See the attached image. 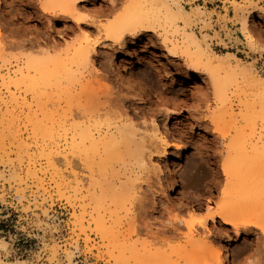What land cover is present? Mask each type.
<instances>
[{
    "label": "rangeland",
    "instance_id": "1",
    "mask_svg": "<svg viewBox=\"0 0 264 264\" xmlns=\"http://www.w3.org/2000/svg\"><path fill=\"white\" fill-rule=\"evenodd\" d=\"M42 1L43 0H0V41H2V43L6 41L3 43V45L5 44L7 48L6 49L2 47L3 49H0L2 51H0V56L3 57V55H5L4 58H8V62L10 61V63L14 67H16L18 63L22 62L24 55H26L25 53L28 49L23 46H26V41L30 39V36L31 38H34L36 35V39H38L39 37V39L41 38L43 40V33H45V31L47 30L51 34V39L54 40L56 38L55 40H59V32L63 31V28L72 26L73 24L67 23V25H65V23L55 22L52 28H48L52 23L48 24V21L38 18L37 14H34L35 10L40 9V3ZM131 1L135 0H95L91 3H83L80 5V7L82 6L83 10L87 12L86 14L97 17L100 24L106 25L113 22L114 19L116 20L117 17L123 16L126 9H128V5L130 6ZM138 1H144L142 3L148 2L147 5L143 6L144 8H147V6L149 7L148 9L153 8L151 6H153L152 1L154 0ZM179 1H181L183 10L185 9L186 12H189L190 15H188L190 16V20L194 22L193 25V22L190 21V23L192 22V25L189 24L190 26L187 28L188 32H192L191 30H193L192 33L196 34L200 38L205 37V35V38H207L208 36L207 40L208 42H210L209 46L212 52L211 54H214V58L218 59L220 57V60L222 59L225 61H228L229 58L231 59L229 61L233 62L234 64H236V62L239 63L242 68L245 67L246 69L251 70L253 72V75L257 74L258 76H256L264 81V0ZM149 2L151 3V6H149ZM131 7L132 6H130V8ZM39 14H41V12L39 13L38 10V15ZM245 16H247L248 21V32L252 36L249 40L251 43L248 42V39L245 36V30L242 23ZM179 25L182 26L185 24H183L182 21H179L178 26ZM31 26L36 31H34L36 34L34 32L32 33L34 36L31 35L29 31H27L29 28H32ZM76 31L74 32L76 33L74 34L75 36L72 33V36H74V38L71 36V34L69 35L72 37L70 39L69 36H66L67 41L70 44L74 43V45H76L80 40V37L82 35L81 32L83 31ZM26 34H29V38L26 36ZM76 37L78 38V40H76L75 42V39H77ZM68 39L70 41H72L73 39V42L71 43ZM22 40H25V43H21ZM6 43L8 44V46ZM108 44L110 43L108 42ZM20 46L25 50H22L23 48L21 49ZM229 54H233L238 59L235 60L231 58V55ZM94 57V59H92L93 61H91V63H88L89 65L87 64L83 66V68L85 67V69H82V66H80V68L77 69L79 70V72L76 70L75 77L78 79V81L80 80V82H77V79L75 78V82L73 81L75 84H73V86L70 84L69 91L72 88L71 93L76 94V91L80 89V84H83L85 81L91 82L92 80L94 82L92 86L94 85L97 89L100 87V89L98 90H102L103 88L107 87L106 90H103L107 91L106 94L111 97L109 98L110 101L107 105V108L103 107L104 109H102L101 107L100 112H98L101 118L104 119L106 115L109 116V112L111 111L113 113H118L119 115L121 114L122 117L127 116L129 118L131 116L130 118L134 119L136 126H139L138 128H140L138 130L139 133L145 131L149 132L150 127H152L149 125H151L152 121L154 120L155 123L153 125H157L163 134H167L168 139H170L171 142V147L168 148L165 156H161L157 153H155V155L153 153L150 161L151 163H154V165H147L144 168L145 170L143 169L144 171L140 170L139 168V170L137 169L135 165L136 160H133L135 157L132 158V154L128 157V154L131 153L130 149H127L122 145L117 147L116 152L110 155L109 158H106V160L105 158L102 159V161H104L103 163L101 162L100 154H93L92 158L89 159L91 163L87 160H83V158L80 159V157L78 156L71 155V151L67 148L70 145L69 142L71 141L70 134L72 132L73 125L78 123V121H81V118H79L80 116H78L77 114L78 111L76 110L75 104H73L75 103L73 100L75 98V95H73L74 98L72 97L73 99L71 101L73 102V105L71 104L70 106L71 110H76H73L74 113H72L71 110H67L70 108L67 107L68 104L65 107V105L63 104L64 102L62 103L63 107L65 108L64 110H60L59 108H57L59 106L53 102H51V104H54L55 106H52L49 103L50 101L47 102L46 105L42 106L44 107L42 108V111L46 109V117L50 115L52 116V114L49 113L56 112L54 111L55 109H57L58 111L57 116L60 117L65 110L68 111H65V116L64 118L62 117L63 120L67 122H65V124L66 128H68L66 144L63 140L64 138H62L63 136L61 137V139L57 140V142L59 144V147L61 146L59 150L62 151L65 148L64 150L68 151L66 153L70 158L71 165H73V170L66 169V167H64L65 163L63 164L64 160H62L60 156H54L56 167L53 166L47 168L44 157L41 156L38 151V147H40L41 141L36 142L34 146L35 141L30 138L31 136L29 135L30 132L28 130L29 119L27 120V118L32 116L31 112H35L34 114H37L39 112L35 121L43 119L42 114L43 116H45L44 111L40 114L39 109L41 107L39 106V108L37 106L33 107V109L36 108L35 111H30L29 109H27L29 102L25 103L24 100L21 99V97L23 96V99L25 98V100L28 101V99H30V95L28 93L25 94L24 90H19V93L16 92V97L18 94H20V96L18 95V102H10V104H8V106L6 107L3 102L4 100H9L10 97L8 94L2 91L0 93V119H3V121L0 120L2 122L0 123V264H127L125 262V258L122 256L123 249H126V253L124 254L131 257V259H129L130 261L128 260V263L138 264V258L144 256V254L147 255V251L149 252L147 248L151 247L150 252L154 251V248H157L158 250L156 249V252H158L161 248L164 249L166 247V242L164 243L163 241H161V239L163 238L161 237L162 235H159L160 238L158 237L157 239L160 240L158 241L155 239L152 233L163 230V226L165 225L164 223L167 222L168 219L171 218V220H174L175 218L173 217L175 216L176 218H178V220L181 219L183 221H186L184 219H188L187 211L189 210V207H204L210 200L211 202H214V205L218 204V202H220V200L218 201V199L221 198L220 196L222 188L224 187V185L225 187H227V184L229 185V180L226 178L222 170V164L223 161L226 158L228 159V157L230 156L226 157L227 155L224 148L225 145L223 146V144H220L219 141L221 133L214 128L215 126L213 122L211 121V119H209L212 114V110H214V112L217 111V105L213 104L214 95L212 93V83L210 81L209 75L205 74L202 70L195 71L191 69L182 58H175L171 56V54L165 51V47L162 44L161 40L154 33H145L136 38L128 37L121 46L112 44L107 45L106 43L103 45V47L101 46L97 49V54L96 56L94 55ZM109 57H111L110 59L113 60L111 61L112 63H110L111 68L108 64ZM232 59L234 61H232ZM99 62L101 63L99 64ZM114 63L116 65H114ZM91 64L93 67L91 66ZM95 64L96 66H94ZM96 67H98V72ZM91 68L94 72H92V75L90 76ZM80 71H82L81 74H83L84 72V78L83 75L81 77H79L80 75L78 76V73H80ZM126 71L136 73L135 75L137 77H140V80L142 79L147 84V86L151 89L152 93H154L155 96L149 97L144 95V97H142L143 95L141 94L140 96L139 93L141 92H139L136 87H134L135 92H133L134 84L131 83L130 85V82H128L129 80L125 76ZM99 73L101 76H98ZM184 74H193L194 77L191 80L187 81V83H183V78L185 76ZM92 76L93 78H91ZM97 77H99L97 81H101L100 86L97 85V81H95L96 79L94 80V78ZM76 82L79 84H76ZM99 83L100 82L98 81V84ZM128 83L129 86H127ZM130 88L132 90H130ZM90 89H93V87L90 86L88 90L91 91ZM97 89L94 90L96 91ZM109 92L111 94H109ZM68 95L69 94H67V96ZM117 96L125 99L124 102H118L116 100L118 98ZM157 96L159 99L157 98ZM3 98L4 100H1ZM66 98L67 97L64 96L62 101H64V99ZM142 98L150 99V103L152 102L154 105V107L152 106V109L159 108L161 109V111H164V115L155 117L154 115L149 114L147 111L150 105L145 102L146 99L142 100ZM24 103L26 106L23 105ZM46 106H48V109H50L52 106L51 110L45 108ZM110 107L112 110L109 109ZM165 108L167 109L164 110ZM94 110L97 109L95 108ZM136 111L141 112L139 118L134 116L135 113H138ZM101 112H103V114L105 115H103ZM100 113L103 115V117ZM144 113L146 116L143 115ZM68 114H70L71 117ZM118 114L114 115L117 116ZM67 115L68 117H66ZM51 116L48 118L51 119ZM110 116L106 117L107 119H104L102 121L113 122L115 116L111 118ZM147 116L149 118H147ZM118 117L119 116H117L114 121H116ZM48 118H46V120L44 118L41 121L43 123L46 122L45 124H50L49 121H51L52 119L48 121ZM74 118L78 121H75ZM69 121L71 122V124H74L70 126ZM141 127L144 130H142ZM61 132L63 133V130ZM18 140H24L25 142L29 143V145L32 146L33 150L29 151L28 154H26L27 152H25L23 149L21 150L18 146ZM16 141L18 142V144ZM36 145L39 146L36 147ZM28 157L31 159H29ZM99 158L100 160H98ZM28 160L33 161V164L36 163L32 166H35V168H40V170H42V173H40V170L37 169L39 170L38 177L30 178V176H32L30 175L28 176L29 179L27 178L26 168H28L29 165ZM98 161L101 162V165ZM95 164H98L99 167H97V165L95 166ZM159 164L160 166H158ZM150 166V170L152 172L148 169L150 168ZM94 167H96L97 169ZM129 167L131 168L129 169ZM158 167L159 170L163 169L160 171V174H158ZM90 168L94 171V174L92 173V170ZM99 168L100 170H98ZM101 168H103V170ZM114 169L116 172H114ZM154 169L155 172L153 171ZM133 170L139 171V175H136L137 177L139 176V180L137 181L139 185L141 184V186H139L137 182L135 183L139 187L138 192L142 195L138 194V198L141 196V201L146 200L148 203H150V205H146V213L139 212V202L137 201H135L136 206L134 208H131L129 202H126L125 204L126 196L124 197L123 193L126 192L125 195H129V193H127L128 190H126L125 188L121 190V187L124 186L123 183L125 185L130 184L131 180L129 179L135 177L134 173H131L133 172ZM146 170H149L150 172L148 171L147 173ZM72 172L78 177L77 181H79V184L76 182L74 176L71 175ZM143 172H145L147 175ZM122 174L125 175L122 176ZM18 175H20L21 178L24 179L23 183L19 182V177L15 178V176ZM104 175L106 178L104 177ZM25 176L27 179H25ZM116 177L118 179H114ZM144 177H146V179H144ZM157 177H159V179ZM142 179L144 180V182ZM37 180H40L41 183H39V181ZM106 180L112 181L110 184L108 183V185H110L111 191L108 190L109 188H107L108 185ZM117 180H119V184ZM124 180H127L125 181L126 183L123 182ZM81 181L83 185L81 184ZM100 181L103 182L101 183ZM88 182L90 183L88 184ZM111 185L114 187H112ZM116 185H119L120 188ZM83 187L85 188L83 189ZM111 187L113 189L117 188L114 191L119 192L115 193ZM186 187L187 189H185ZM214 187H218L217 195H215V198L214 196H209L211 189ZM88 190H90L92 194L90 193V191L88 192ZM98 190H101L103 193L105 192L106 195L102 194L101 192L99 193ZM99 194L110 198L106 199L104 197L105 199H101L106 201V203L108 204V206H106V203L102 201L103 208L109 209H104L103 211L102 205L100 204L101 202L98 198ZM117 194L120 196H117ZM34 195L36 196L33 197ZM81 197H84L83 200ZM117 197H121V199L119 198L120 201ZM151 199L155 202V204L154 202H151ZM116 200L118 201V203ZM110 202L111 204H109ZM123 203L125 204V207H127V209L124 208V206L121 207L122 205H124ZM168 204H171L172 206H170L172 208ZM185 204L186 206H184ZM82 206L84 207V210L83 208L81 209ZM160 207H162V214L157 210L155 211V209H160ZM165 207H167L168 209ZM98 208L102 209L99 210L100 214H105L104 216L102 214V219L107 218V223L103 221L105 224H103V227L105 228L108 225V228H106V230H108L110 228L109 225H112V229L115 230L113 231L112 235L116 233V230L120 231L118 232L119 234H117V237L114 238V240L113 237L109 238L108 235L104 236V238H107L103 239L96 231V229L99 228L98 226L101 225L100 222L99 225L96 223L94 224V222H96V220H94L95 217L100 218L101 220V215L94 216L95 214L98 215V211L96 213L94 212L96 211V209L98 210ZM112 209L115 211H113ZM123 209H125V211ZM107 210H111L109 212L112 213V216L115 218V222L112 221L113 217H110V215H108L109 213ZM118 210L121 212H119ZM127 210H129L128 213H126ZM168 211H170L171 213ZM81 213H84V219H81L83 221L84 228L87 227L86 234L81 232L79 225V220L81 221ZM159 213L160 215H158ZM203 214L206 215L205 212H202V215ZM202 215H200V218H202ZM121 216H123V218ZM134 216L137 217L135 218ZM149 217L152 220H150ZM129 218H131V220L133 219L135 222L130 221ZM145 219L148 220V222ZM158 220L160 222H157ZM217 221H219V219ZM128 222H133V226L130 225L131 223L127 224ZM152 222L158 223L157 227L155 226L157 224H153L156 229L153 227ZM95 225L98 228H96ZM137 225L139 227L141 225L142 226L141 228H138ZM127 226L131 229L128 230ZM147 226H149L150 228ZM214 226L210 224L211 230L215 228L213 230L215 231V235V233L217 234L220 231L218 230L220 229V227L219 225H216L217 227ZM184 228L185 224H183L181 228L179 227L180 232L184 233V231L186 230V228ZM133 229L135 230L134 232H132ZM140 229H142V231L144 230V232H140ZM138 230L140 235L138 234ZM149 231L151 232L149 233ZM144 233L145 235H149L143 236ZM88 236L89 239L88 242H86L87 240L85 241V239H87ZM169 236L170 234L166 235L167 238ZM230 238L233 241L230 242L229 250L232 256L234 255V264H264V236L260 235L259 233H252L248 234L246 237L245 235L236 237L234 233H230ZM144 240L146 241L144 242ZM154 240L156 242L158 241V243H162L160 248L158 244L154 242ZM108 241L110 245L108 244ZM142 243L143 245L147 244V246H142ZM154 243L155 246L157 245L156 247L153 245ZM131 247H133V250H137V255L141 254L139 255L140 257L136 256V254H134L135 251L133 252L132 249V254L130 256V253L128 252ZM143 247H146V250ZM167 247L169 248V250ZM167 247L164 250L168 252L171 249L169 246ZM118 249L119 251H121L122 249L120 254L119 251H117ZM138 250L141 253H138ZM161 250L160 252H158V254L163 253H161ZM156 252L154 253L156 254ZM164 253L162 255H164ZM125 257L127 258V256ZM182 263L183 262L181 261L180 264Z\"/></svg>",
    "mask_w": 264,
    "mask_h": 264
},
{
    "label": "bare ground",
    "instance_id": "2",
    "mask_svg": "<svg viewBox=\"0 0 264 264\" xmlns=\"http://www.w3.org/2000/svg\"><path fill=\"white\" fill-rule=\"evenodd\" d=\"M93 1H95V0H43L40 3V9H38V10H39V13L41 12V14L38 15V10H35L34 14L35 15L37 14L38 18L45 19L46 21H48L49 22L48 24L52 23V24H50V26L48 28H52L54 26L55 22L65 23V25H67V23H70V24L73 23V24H72V26H67L66 28H63L64 30L59 32V36H58L60 38L59 40H55L56 38L54 40L51 39L50 38L51 34L46 29H44L47 32L45 31V33H43V36H44L43 40L41 38H40L41 39L40 40L39 37H38V39H36L37 38L36 35L34 38H31V36H30V39H28L26 41L27 42V44H25L26 46H23V47L28 49L27 52L25 53L26 55H24L22 62H20V63L17 62L18 63L17 65L15 64L16 67H14L10 63V61L8 62V60H9L8 58H6L7 60L4 58L5 57V55H3L4 53L2 54L3 57L0 56L1 57V60H0V93L2 91H4L10 97L9 100H4V98L1 100H4L3 103L7 107L8 104H10V102L11 103L18 102V100H19L18 97L20 96V94H18L19 96L17 95V97H16V92L19 93L21 90L22 91L24 90L25 94L28 93L30 95V99H28V101L25 100V98L23 99V96L21 97V99L24 100L25 103L29 102L27 109H29L30 111L31 110L35 111L36 108L33 109L34 106L35 107L36 106L41 107L39 109L40 114L43 113V111H44L45 116H43V114H42V117H43V119L45 118V120H46V118L50 117L51 115L46 117V111H45L46 109L42 111V108H44L42 106L46 105L47 102L50 101L49 102L50 104H51V102L56 103L59 106L57 108H59L60 110L61 109L64 110L65 108L62 105V103L64 102L63 104L65 105V107L67 104L69 105V106L67 105V107L70 109H67V110L70 111L71 110L70 105L73 103L71 101L74 98L73 95H75V98L73 99L75 103H73V104H75L76 110L78 111L77 114H78V116H80L79 118H81L80 119L81 121L79 122L77 119H75L78 116H76L74 118V120L75 121L77 120L78 123L75 122L76 124L73 123L74 124L73 125L69 121L70 126L73 125V129H72V132L70 134V136H71L70 137L71 141L69 142L70 145L67 147L71 151L70 152V153H72L71 155L78 156V157H80V159L83 158V160L89 161V159L92 158L93 154H100L101 155L100 156L101 162L103 163L104 161H102V159L105 158V160H106V158H109L110 155H112L116 152L117 147L122 145V146L126 147L127 149H130L131 153L128 154V157H129V155L131 156V154H132V156H131L132 158L135 157L133 160H136L135 165H136L137 169L139 168L140 170H143L147 165H150V164L154 165V163H151V161H150V158L153 155V153L154 154L157 153L161 156L166 155L168 148L171 147V142H170V139H168L167 134H165V133L163 134L157 125H153L155 123L154 120L152 121L151 125H149V126H152V127H150L149 132L145 131V132L139 133L138 130L140 128H138L139 126L138 127L136 126L134 119L130 118L131 116L129 118L127 116L122 117L121 114H120L121 115L120 116L118 113H115V112L113 113L112 111L109 112L110 113L109 116L111 115L110 118L114 117L115 116L114 114H118L117 116H119V117L117 118V120L114 121L117 117V116H115V119L113 120V122L102 121L104 119L106 120L107 119L106 117H109V116L106 115L103 119V118H101V116L99 115L98 112H100L101 107H102V109L107 108V105L110 101L109 98L111 96L107 95L106 94L107 91L103 90V89L106 90L107 87L103 88L102 90H98V89H100V87L97 89V88H95L94 85L92 86V84H94L93 80L91 81L93 83H91L90 81H85L87 83L84 82L83 84H80L79 85L80 89L78 91H76V94L71 93L72 88L69 91V87H70V84L72 86H73V84H75L74 79L76 78L75 77L76 70L78 68H80V66H82V69H85V67L83 68V66L87 65L88 63H91V61H93L92 59L96 58V57H94V55L96 56L97 49L100 48L101 46L103 47L104 44L107 43V45L112 44V45H120L121 46L126 41V39L128 37L129 38H136V37H139L140 35L145 34V33L156 34V36L161 40L162 44L164 45L165 51H167L169 54H171V56H173L175 58L180 57L186 62V64L191 69H193L195 71L196 70H202L205 74L209 75L210 81L212 83V90H213L212 93L214 95V103L213 104L217 105V107H216L217 111L214 112V110H212V114H211L209 119H211V121L213 122V124L215 126L214 128L217 129V131H219L221 133L219 141H220V144H223V146L225 145L224 148L226 151L225 153L227 155V156L226 155L225 156L226 157L230 156V157H228V159L226 158L227 160L225 158H224L225 159L224 161L222 160L223 161L222 170H223L226 178L229 180V185L227 184V187H225V185L223 188L221 187L222 188L221 196H220L221 198L218 199V201L220 200V202H218V204L214 205V202H211V200H210V201H208V204L205 205L204 207L203 206H197V205H196L197 208L189 207V210L187 211V213H188L187 218L188 219H184L186 221H183L181 219L178 220V218H176L174 216L173 217V218H175L174 220L173 219L171 220V218H170V219H168L167 222L164 223L165 225L163 226L164 227L163 230L156 231V233H152L156 240H158L157 238L159 237V235H162L161 237H163V238L161 239V241H163L164 243L166 242L165 243L166 247L169 246L171 249L170 251H168V252L165 251L164 249H166V247L164 249L161 248L162 249V250L160 249L161 253L162 252L164 253V251H165L164 255H162L163 253L158 254V252H160V250L158 252H156L157 248H154L155 250L153 249L154 250V251H152L153 253L150 252V248H151L150 247V248H147L149 250V252L148 251L146 252L147 255L144 254V256L140 257L139 255H141V254L137 255L136 254L137 250L135 251V249L133 250L132 249L133 247H131L129 249L128 253H130V256H131L132 250H133V252L135 251L134 254H136V256L140 257V258L137 257L138 258V261H137L138 264H180L181 261L184 264H234V260H233L234 255L232 256V254L229 250L230 242L233 241L230 238V233H234L236 235V237H239L240 235H245V237H246L248 234H252V233L253 234L259 233L260 235L264 236V81L259 79L257 77L258 76L257 74H256L257 76L253 75V72L251 70L246 69L245 67L242 68L240 66V64L237 63L236 61H235L236 64H234L233 62L229 61V60H231L229 58H228V61H225L222 59L220 60L219 56H218L219 57L218 59L214 58L213 57L214 54L213 55L211 54L212 52H211V49L209 46L210 42H208V40H207L208 36H207V38H205L206 35H205V37L200 38L196 34L192 33L193 30H191L192 32H188L187 28L190 26L189 24L192 25L193 21L190 20L189 12H186L185 9L183 10V7L181 6L182 5L181 1H179V0H154V1L151 0L153 2L152 3L153 6H151L150 2H149V4H150L149 6H151L153 8H150V9H148L149 8L148 6H147V8L143 7L144 5H147L148 0L146 1L147 3H142L144 1L140 2L138 0L137 1L136 0L131 1L130 6L133 7V8L131 7L132 9L128 5V7H127L128 9H126L123 16L117 17L116 20L114 19L113 22L106 24V25L100 24L97 17H93V16H90L89 14H86L87 12L83 10L82 6L80 7V5L83 3H91ZM133 2H135L136 5ZM243 4H244V2H243ZM243 20L244 21L242 23H243V27L245 30V36L248 39V42L251 43L249 40L252 36L248 32L249 27L247 26L248 25L247 16H245L243 18ZM31 21H32V19H31ZM179 21H182L183 24H185V25H182V26L179 25L178 26ZM190 21H192V22L190 23ZM193 25H194V22H193ZM32 26H34V25H32ZM183 26H185V27H183ZM179 27H181V28H179ZM76 30H80V32L83 31V32H81L82 35L80 37V40L78 41V43L76 45H74V43L70 44L67 41L66 36H69L70 34L72 36V33H73V35L76 34V33H74ZM27 31H29V33H31V35H33L32 33L35 31V29L32 27V28H29ZM57 34H56V36H57ZM2 35H3V33H2ZM26 36L28 37L29 34L28 35L26 34ZM53 36H52V38H53ZM71 36H69V39L72 37L74 38L75 35L72 37ZM78 38H79V36H78ZM78 38L75 39V42H76V40H78ZM0 39H1V36H0ZM24 41L22 40L21 43ZM4 42H6V41H4ZM70 42L72 43L73 39ZM108 42L110 44H108ZM3 43H2V41H0V49H3L2 47L6 48V45L4 44L5 45L4 46ZM7 46H8V44H7ZM23 47H21V49ZM6 49H4V50H6ZM8 50H7V52H8ZM22 50H25V49L23 48ZM6 55H7V53H6ZM98 55H99V53H98ZM229 55H231V58H233L235 60L238 59L233 54H229ZM7 57H9V56H7ZM228 57H230V56H228ZM110 58L111 57H109V60H108L109 66L111 65L110 63H112L111 61H113ZM233 59H232V61H234ZM100 63L101 62H99V64ZM121 63H123V62H121ZM114 65H116V64L114 63ZM91 66H92V64H91ZM94 66H96V64ZM97 68L98 67H96V69ZM110 68H111V66H110ZM120 69H121V67H120ZM118 70H119V68H118ZM77 71L79 72V70H77ZM90 71H91V73H90ZM90 71H89V73L91 76L92 72H94V71H92V68L90 69ZM81 72L82 71H80V73H78V76L80 75L79 77H81L84 74V72H83V74H81ZM95 72H96V70H95ZM97 72H98V69H97ZM97 72H96V74H97ZM100 73H101V70H100ZM100 73L98 74V76L100 75ZM135 74L136 73H131L128 71L125 72V76L129 80L128 82H130V85H131V83H133L135 85L134 86L132 84L133 85V92H135L134 87H136L139 90V92H141V93H139L140 96H141V94L143 95L142 97H144V95L149 96V97L155 96V94L152 93L151 89L147 86V84L142 79L140 80V77H137ZM184 75H183L184 76L183 83H185V82L187 83V81L191 80L194 77L193 74H184ZM96 76H94V77H96ZM138 76H139V74H138ZM83 78H84V75H83ZM83 78H82V80H83ZM91 78H93V76ZM98 78L99 77L94 78V80L96 79L95 81H97ZM76 81L80 82V80L78 81V79ZM98 81L100 82L99 84H98ZM98 81L96 83L98 86H100L101 81L100 80H98ZM77 82H76V84H79ZM75 86H77V85H75ZM90 86L93 87V89H90L91 91L88 90ZM127 86H129V83ZM131 88H130V90H132ZM94 89H97L98 91L97 90L95 91ZM12 91H14V92H12ZM74 92H75V90H74ZM67 94H69V95L67 96ZM109 94H111V93L109 92ZM112 95H113V93H112ZM64 96H66L67 98L64 99V101H62ZM157 98H158V96H157ZM145 99L146 98H142V100H145ZM116 100L118 102H122V101L124 102L125 99H123L122 97H118ZM20 102H23V101H20ZM145 102L150 105L148 107V111H147L149 114L154 115L155 117H158L159 115H164L163 114L164 111H161V109H159V108L158 109H152V106L154 107V105L152 102L150 103V99H146ZM25 103L23 105H25ZM49 103H48V105H49ZM51 105L55 106L54 104H51ZM52 106H51V108H52ZM94 107L97 110H94L95 109ZM45 108L48 109V106H46ZM51 108L48 110H51ZM109 109H111V107ZM109 109H108V111H109ZM166 109L167 108H165L164 110H166ZM73 110L74 109L71 110L72 113H74ZM76 110H74V111H76ZM54 111H56V112H54ZM54 111H53L54 113L47 112L49 114H52V116H51L52 120L48 118V121L51 120V121H49L50 124H45L46 122L43 123L41 121L43 119H41L39 121H35L39 112L37 111L38 112L37 114H34L35 112H31L32 116L29 117V115H28L29 118H27V120L29 119V121H28L29 122V125H28L29 129L28 130L30 132L29 135L31 136L30 138L35 141L34 146H35L36 142L41 141V145L39 144L40 147H38V151H39V154L44 157L45 162L47 164L46 165L47 168L53 167V166L56 167V164L54 161V156H60L62 158V160H64V162H63V164L65 163L64 167H66V169H72L73 165H71L70 158H69L68 154L66 153L68 151L64 150L65 148L63 149L64 151L59 150L61 148V146L59 147V144L57 142V140L61 139V137L63 136L62 138H64L63 140L66 144V138H67L66 136H67V131H68L67 129L68 128H66V124H65L66 121L63 120V118L65 116V113L68 111L65 110L66 112L64 111L63 114L61 115V117L57 116L58 115L57 109H55ZM138 111H136V112H138ZM140 111H142V110H140ZM106 112H107V110H106ZM55 113H57V114H55ZM101 113L103 114V112H101ZM111 113H113V114H111ZM140 113L141 112L135 113L134 116L139 118V116L141 115ZM70 114H68V115L70 116ZM68 115L66 117H68ZM103 115H105V114H103ZM103 115H102V117H103ZM143 115H145V113ZM40 118H41V116H40ZM147 118H149V117L147 116ZM0 120L3 121L2 118ZM145 120H146V118H145ZM143 122H145V121H143ZM0 123H2V122L0 121ZM140 125H141V123H140ZM7 129H9V128H7ZM141 129L144 130L142 127H141ZM62 130H63V133L61 132ZM70 131H71V129H70ZM18 142H19V144H18ZM18 142H17L18 146L20 147L21 150L23 149L25 152H27L26 154H28L29 151L33 150L32 146L29 145V143L25 142L24 140H18ZM39 145H36V147ZM113 156H115V155H113ZM95 158H97V157H95ZM29 159H31V158H29ZM98 160H100V158ZM111 161H113V160H111ZM28 162H29V165H28V168H26L27 169V171H26L27 178L29 179L28 176H30V175H32V176H30V178L38 177V173H39L40 168H35V166H32V165L36 164V163L33 164V161L28 160ZM98 162H100V161H98ZM101 162H100V165H101ZM79 165H80V163H79ZM96 165H97V167H99L98 164H95V166ZM85 166H87V165H85ZM103 166H104V164H103ZM158 166H160V164ZM133 167H135V166H133ZM94 168H96V167H94ZM130 168L131 167H129V169ZM37 169H39V170H37ZM101 169L103 170V168H101ZM148 169L150 170L151 166ZM155 169L153 170L154 172H155ZM19 170H20V168H19ZM45 170H47V169H45ZM98 170H100V168ZM149 170H146L147 173ZM158 170H159V167H158ZM161 170H163V169H161ZM161 170H159L158 174H160ZM93 172L94 171L92 170V173ZM98 172H97V174H98ZM105 172H107V171H105ZM114 172H116L115 169H114ZM40 173H42V170H40ZM70 173H71V170H70ZM131 173L132 174L134 173L135 177L134 178L132 177L131 179H129V180H131L130 184L125 185L123 183V185L126 187H124L121 184L123 186V187H121L122 188L121 190H123L125 188L126 190H128L127 193H129V195L128 194L125 195L126 192L123 193L124 197L126 196L125 197L126 201L124 200L125 204H126V202H129V205L131 206V208H134L136 206L135 201H137V202H139L138 203L139 204L138 205L139 212L140 213H146L147 212L145 210L146 205L147 204L150 205V203H148L146 200L141 201V198H140L141 196L139 197L140 199L138 198V194H141V193L138 192L139 187L135 183V182L138 183L137 180H139V176L137 177L136 174H138L139 171L133 170V172H131ZM143 173L146 174L145 172H143ZM118 174H121V173H118ZM71 175L74 176V178L76 179V182L79 184V181H77L78 177L73 172ZM124 175L122 174V176H124ZM126 175H127V173H126ZM154 175H156V174H154ZM101 176H103V175H101ZM101 176H99V177H101ZM16 177H19L18 179L20 181L19 180L18 181L20 183L24 182V179H22L20 175L15 176V178ZM104 177H105V175H104ZM128 177H130V176H128ZM27 178L25 176V179H27ZM157 178L159 179V177H157ZM114 179H118V178L116 177ZM144 179H146V177H144ZM129 180H128V182H129ZM37 181H39V183H41L40 180H37ZM106 181H107V185H108V183L110 184L112 182L109 180H106ZM117 181L119 184V180H117ZM125 181H127V180H124L123 182H125ZM175 181H173V182H175ZM61 182H63V181H61ZM143 182H144V180H143ZM89 183L90 182H88V184ZM114 183H112V184H114ZM120 183H122V182H120ZM81 184L83 185L82 181H81ZM101 185H103V184H101ZM138 185H139V183H138ZM139 186H141V184ZM211 186H213V185H211ZM112 187H114V186H112ZM149 187H150V185H149ZM151 187H152V185H151ZM79 188H80V186H79ZM84 188L85 187H83V189ZM107 188H109L108 190H110V185H108ZM119 188H120V186H119ZM116 189L112 188L113 191ZM185 189H187V187ZM217 190H218V187L212 188L209 196H211V197L214 196V198H215V195H217ZM89 191L90 190H88V192ZM98 191H99V193L101 192L102 194L106 195L105 192L103 193L101 190H98ZM214 191H216V192H214ZM118 192L116 191L115 193H118ZM164 192H165V190H164ZM90 193L92 194L91 191H90ZM102 194H99V197H98L100 202H101L100 203L101 205H102V201L106 203V201L101 200L105 197ZM112 194H114V193H112ZM119 194H121V193H119ZM100 195L103 197H101ZM35 196L36 195H34L33 197H35ZM117 196H120V195L117 194ZM38 197H39V195H38ZM84 197H81L82 200ZM115 197H116V194H115ZM121 197H123V196H121ZM121 197H117V198L121 199ZM105 198L110 199V198H107V196ZM168 198H166V199H168ZM217 198H219V197H217ZM120 199H119V201H120ZM127 199H129V200H127ZM124 201H122V202H124ZM178 201H179V199H178ZM82 202H84V201H82ZM151 202H154V201L152 200ZM117 203H118V201H117ZM109 204H111V202ZM125 204L124 205L121 204L122 205L121 207L124 206V208L127 209V207H125ZM154 204H155V202H154ZM157 204H159V203H157ZM162 205H164V204H162ZM168 205L170 206L171 204H168ZM174 205H175V203H174ZM43 206H44V204H43ZM106 206H108L107 203H106ZM184 206H186V204ZM174 207H176V206H174ZM82 208L84 210L83 206L81 207V209ZM154 208H156V207H154ZM161 208L162 207H160V209L157 208V209H155V211L157 210L158 212L161 213V210H162ZM165 208H167V207H165ZM171 208H169V209H171ZM102 209L104 211V209L106 210L109 208H103V205H102ZM102 209L98 208V210L96 209V211H94L95 213L98 211V213H97L98 215L95 214L94 216H100L101 215L100 216L101 220H100V218H97V217H95L96 219L94 218V220H96V222H94V224L96 223L99 225V222L101 224L100 226H98L99 228L95 225V227L98 228V229H96V228L95 229L103 239L107 238V237L104 238V236L108 235L109 238L113 237V240H114V238L117 237V234H119L118 232H120V231L116 230V233H115L116 235L115 234L112 235L113 231H115L112 229V225L111 226L109 225V227H110L109 228L110 230L108 229L109 231L106 230V228H108V225L105 228L103 227L105 225L104 222H106L107 218L102 219L103 216L105 215L102 213L103 214V216H102V214L99 213V210H102ZM123 210L125 211V209H123ZM107 211L109 213L108 215H110V217H113L112 213L109 212L111 210H107ZM107 211H105V212H107ZM113 211H115V210H113ZM118 211H117V213H118ZM119 212H121V211H119ZM128 212H129V210L126 211V213H128ZM164 212H166V211H164ZM168 212H170V211H168ZM202 212H205L206 215L203 214L204 215L203 216ZM160 213L158 215H160ZM113 215H115V214H113ZM137 215H139V214H137ZM200 215H202V218H200L201 217ZM117 216H116V218H117ZM123 216H121V217L123 218ZM119 217H120V215H119ZM134 217L136 218L137 216H134ZM81 218L84 219V213L83 214L81 213L80 219ZM114 219L115 218L113 217V219H112L113 222H115ZM155 219H156V217H155ZM218 219H219V221H217ZM129 220L134 221L133 219L131 220V218H129ZM150 220H152V219L150 218ZM116 221H117V219H116ZM146 221L148 222V220H146ZM157 222H160V221L158 220ZM130 223L128 222L127 224H130ZM132 223L130 224L131 226H133V224H134V223L133 224ZM138 224H139V222H138ZM153 224H157V225H155L156 227L158 226V223L152 222V225ZM161 224H162V222H161ZM183 224H185V228H186V230H185L186 232L184 231V233L180 232V230H179V227L181 228ZM210 224H212V226L215 225L214 227H217L216 225H219L220 229H218V230H220V231L217 234L215 233V235H214L215 231H213V230L215 228L213 230H211ZM79 225H80L81 232L86 234L87 227L84 228L82 219H81V221L79 220ZM145 225H147V224H145ZM141 226L140 227L138 226V228H141ZM147 227H149V226H147ZM147 227H146V229H147ZM153 227H154V225H153ZM127 228H128V226H127ZM129 229H131V228L129 227L128 230ZM135 229H137V228H135ZM151 229H153V228H151ZM134 231L135 230L133 229L132 232H134ZM141 231H142V229H140V232ZM142 232H144V230ZM150 232L151 231H149V233ZM159 232H162V233H159ZM138 234H139V230H138ZM167 234L168 235L170 234V236L168 238L166 237ZM144 235H145V233L143 234V236ZM148 235L149 234H147L145 236H148ZM88 239H89V236L87 237V239H85V241L87 240L86 242H88ZM108 239H106V240H108ZM148 239H150V238H148ZM152 239H154V238H152ZM146 240H144V242ZM158 241L156 242L154 240V242H156V244H158V246L160 248L162 243L161 242L158 243ZM108 244L110 245L109 241H108ZM148 244H149V242H148ZM118 245H119V243H118ZM153 245L155 246V243ZM142 246H147V244L143 245V243H142ZM123 247H122V249H123ZM143 248H145V250H146V247H143ZM122 249H121V251H122ZM168 250H169V248H168ZM117 251H119V249ZM121 251H119V254ZM154 252H156V254ZM124 253H126V249H123V254L122 253L121 254L125 258V262L127 264H129L128 260L131 259V257H129V255H125ZM138 253H141V252H139V250H138ZM157 254L159 256L160 255L161 256L159 257ZM125 256H127V258Z\"/></svg>",
    "mask_w": 264,
    "mask_h": 264
}]
</instances>
